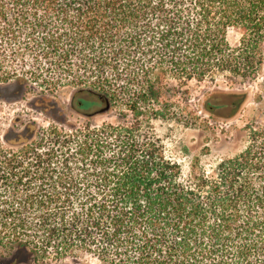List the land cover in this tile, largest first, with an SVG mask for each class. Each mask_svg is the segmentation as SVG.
Returning a JSON list of instances; mask_svg holds the SVG:
<instances>
[{
    "label": "trees",
    "instance_id": "obj_1",
    "mask_svg": "<svg viewBox=\"0 0 264 264\" xmlns=\"http://www.w3.org/2000/svg\"><path fill=\"white\" fill-rule=\"evenodd\" d=\"M263 63L264 0H0V83L82 88L77 111L108 101L120 118L56 119L2 151L0 249L40 261L264 264V123L235 156L187 175L150 126L191 80L248 83Z\"/></svg>",
    "mask_w": 264,
    "mask_h": 264
},
{
    "label": "rangeland",
    "instance_id": "obj_2",
    "mask_svg": "<svg viewBox=\"0 0 264 264\" xmlns=\"http://www.w3.org/2000/svg\"><path fill=\"white\" fill-rule=\"evenodd\" d=\"M241 36V32L235 28L228 30L227 38L232 46L240 43ZM75 89L65 86L55 94H48L41 93L37 88H27L19 82L0 83V154L6 148L23 147L35 138L40 127H48L56 119L79 123L87 118H94V123L120 121L116 115L118 109L113 107L107 113L92 117L72 109L70 99ZM232 92L246 93L249 99L230 117L231 110L217 104L237 99L238 96ZM211 93L210 100L215 103L213 113L202 107L203 101ZM173 101L175 104L171 107L170 115L154 119L150 126L161 139L166 154L181 165L184 174L187 175L191 167L210 170L249 144V126L252 123H264V63L255 81L231 83L222 76L215 81L193 79L176 92ZM27 122L34 124L24 129ZM10 251V248L0 249L6 258ZM45 255L44 264H102L93 255L56 260L52 253ZM16 256L28 260L29 263L23 264L33 262L26 248L18 249Z\"/></svg>",
    "mask_w": 264,
    "mask_h": 264
},
{
    "label": "flooded vegetation",
    "instance_id": "obj_3",
    "mask_svg": "<svg viewBox=\"0 0 264 264\" xmlns=\"http://www.w3.org/2000/svg\"><path fill=\"white\" fill-rule=\"evenodd\" d=\"M233 93V92H232ZM235 95L238 96L237 99L235 100H232L230 101L228 104L225 105V109L227 110H231V113H230V117L235 115L238 111V109L240 108V106L242 105V101H240L239 99L244 97L246 95V93H233ZM210 97H212V93L210 95H208V97L203 101V105L207 103V101H210ZM218 103V102H217ZM214 105H208V109H206L207 111H209L210 113H213V108ZM34 123H30L29 125V122L25 123L24 125V129H26L27 127H31ZM11 251H10V255L9 257L6 258V256H3V253L0 252V264H23V263H29L28 260L26 259H23L22 257H17L16 256V253L18 251V249H25V247H22V246H15V247H12L10 248ZM29 252V255L31 256V258H33V262L30 263L31 264H44V262L38 260V259H35V255L36 253L35 252H32L30 249L26 248ZM30 258V259H31Z\"/></svg>",
    "mask_w": 264,
    "mask_h": 264
},
{
    "label": "water",
    "instance_id": "obj_4",
    "mask_svg": "<svg viewBox=\"0 0 264 264\" xmlns=\"http://www.w3.org/2000/svg\"><path fill=\"white\" fill-rule=\"evenodd\" d=\"M81 90H82V88H76L73 91L72 95H71L70 107L72 109H74V110H76V109L74 108L73 100L75 98L76 93L79 92V91H81ZM248 99H249V96L245 95L242 104L243 103H246L248 101ZM111 108H112L111 103L107 101V104L106 105L102 106L101 108H99V109H97V110H95V111H93L91 113H83V112H79V111L78 112L81 113L84 116H97V115H100V114L107 113L108 111H110Z\"/></svg>",
    "mask_w": 264,
    "mask_h": 264
}]
</instances>
